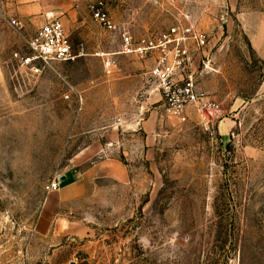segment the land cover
I'll return each mask as SVG.
<instances>
[{"label":"rangeland","instance_id":"1","mask_svg":"<svg viewBox=\"0 0 264 264\" xmlns=\"http://www.w3.org/2000/svg\"><path fill=\"white\" fill-rule=\"evenodd\" d=\"M103 1L121 32L92 16L86 31L100 41L72 29L75 54L86 55L41 73L22 65L28 43L0 20V264H264V61L236 10ZM182 12L209 35L193 68L210 64L199 84L219 104L212 112L173 115L137 67L152 56L120 54L123 32L156 37ZM96 140L105 153L95 167L75 163ZM64 175L88 181L91 197L39 235L46 185Z\"/></svg>","mask_w":264,"mask_h":264},{"label":"built area","instance_id":"2","mask_svg":"<svg viewBox=\"0 0 264 264\" xmlns=\"http://www.w3.org/2000/svg\"><path fill=\"white\" fill-rule=\"evenodd\" d=\"M163 3L167 0H153ZM93 19L111 32H121L110 15L103 0L90 3ZM5 17L4 0H0V20ZM209 45V35L197 26L193 15L182 12L175 24L166 33L156 37L135 38L130 32L121 35L120 53L146 59L156 54L150 76L163 94L166 108L175 116H181L188 107L196 105L209 111L218 109L219 104L203 90L199 76L209 71L210 64L204 62L198 72L193 68L195 58ZM31 54L22 65L33 73H41L53 62L74 61L82 55L75 54L72 42L63 22L52 19L44 24L28 42ZM63 181L58 178L46 185V192L60 191Z\"/></svg>","mask_w":264,"mask_h":264},{"label":"crops","instance_id":"3","mask_svg":"<svg viewBox=\"0 0 264 264\" xmlns=\"http://www.w3.org/2000/svg\"><path fill=\"white\" fill-rule=\"evenodd\" d=\"M94 0H4V23L3 26L15 24V29L20 36V40L27 43L38 33L40 28L52 19H59L63 22L67 33L72 29L85 30L82 39L84 41H93L98 43L99 36L86 29L92 24V14L89 9L90 3ZM215 3H226L236 10V20L243 33L245 34L249 45L255 51L257 56L264 61V0H214ZM212 20V19H211ZM122 54V53H120ZM86 55L82 53L81 56ZM137 67L140 69L148 68L150 71L155 64L156 54ZM197 56L194 66L198 62ZM147 74L144 70L138 71ZM150 73V72H149ZM149 123L145 119L143 127ZM142 125V124H141ZM105 147L99 141H95L75 155V163L86 165L94 161L98 156L103 157ZM97 161V160H96ZM94 161L93 166L97 163ZM91 167L89 171H92ZM89 168V167H88ZM88 171V172H89ZM64 187L58 192L48 194L44 203L43 210L36 225V232L39 235L48 236L53 230V224L60 216L62 209H72L84 203L91 197L92 186L86 182H70L71 175H64ZM61 178V179H62ZM90 181V180H89ZM64 234L72 233V229H61L59 232Z\"/></svg>","mask_w":264,"mask_h":264},{"label":"water","instance_id":"4","mask_svg":"<svg viewBox=\"0 0 264 264\" xmlns=\"http://www.w3.org/2000/svg\"><path fill=\"white\" fill-rule=\"evenodd\" d=\"M61 180H62V181H64V180H65V178H62Z\"/></svg>","mask_w":264,"mask_h":264}]
</instances>
